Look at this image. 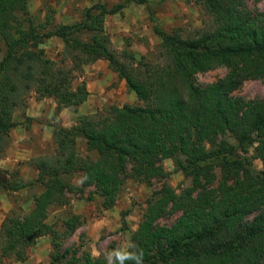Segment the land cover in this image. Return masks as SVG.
<instances>
[{"label":"trees","instance_id":"obj_1","mask_svg":"<svg viewBox=\"0 0 264 264\" xmlns=\"http://www.w3.org/2000/svg\"><path fill=\"white\" fill-rule=\"evenodd\" d=\"M195 1L212 15L213 28L184 36L164 30L151 14L165 60L151 64L136 62L133 52H117L105 26L107 15L149 0H122L111 7L95 3L80 21L44 32L31 22L20 34L14 33L11 17L18 11L29 14L28 0H0V51L4 53L0 57V158L10 130L18 124L14 113L28 92L54 96L57 103L53 124L57 149L51 156L30 160L37 176L25 180L0 168V188L41 189L33 196L31 211H14L5 217L4 254L24 260L40 237L52 235L54 251L48 264H108L89 252L79 255L78 250L62 249L57 231L48 222L50 207L66 203L67 192L82 194L95 184L110 208L129 165L132 177L152 182L168 175L163 161L171 158L193 184L180 193L162 185L149 201L134 234V247L128 250L142 251L143 264H264V168L254 170L250 158L239 153L227 156L229 142L224 137L232 134L242 150L255 145V155L264 164V98L233 95L245 80L264 78V9H250L248 0ZM53 36L64 41L59 60L48 58L39 48ZM100 58L109 61L144 104L111 105L107 112L79 116L71 127L61 125L58 114L90 94L84 83L71 88L75 71ZM218 66L228 69L223 77L205 85L197 82L199 72ZM79 139L97 158L82 155ZM217 167L222 179L217 187H209L202 173L213 181ZM77 174L83 175V187L73 183ZM176 211L182 212L171 226L156 224ZM78 224L76 214L67 220L66 234ZM113 264H119L116 257Z\"/></svg>","mask_w":264,"mask_h":264},{"label":"rangeland","instance_id":"obj_2","mask_svg":"<svg viewBox=\"0 0 264 264\" xmlns=\"http://www.w3.org/2000/svg\"><path fill=\"white\" fill-rule=\"evenodd\" d=\"M122 0H28L29 14L18 11L11 17V25L15 34L27 28L33 22L40 32L48 31L60 24L80 21L85 10L95 3H105L111 7ZM252 10H263L264 1L248 0ZM155 17L161 28L168 32L178 31L184 36H195L200 31L213 28V17L201 3L195 0H149L148 3H131L120 13L107 15L105 26L110 36L112 47L121 55L133 52L135 60L151 64L164 63V47L161 37L155 33ZM45 56L53 60L61 58L64 41L53 36L39 45ZM0 51V57L3 56ZM228 69L218 66L214 69L199 72L196 80L205 85L216 81L227 73ZM85 84L90 91L88 98L79 105L63 109L57 117L61 125L71 127L79 116L107 112L111 105L124 104L143 105L135 91L131 90L127 81L120 78L118 72L103 58L84 64L75 71L71 88L76 89ZM235 97L246 100L264 98V78H250L234 91ZM24 103V104H23ZM57 108L54 96H42L35 90L26 94L25 100L14 113L18 124L10 130L9 142L3 156L0 158V168L8 172H15L22 179L29 180L37 176V169L30 163L34 157L51 156L56 152L53 137V124L56 122ZM229 145L227 156L240 154L250 158L251 166L259 171L264 168L263 161L255 155V145L249 150L238 147L232 134L224 136ZM78 147L82 155L97 158L95 151H89L83 139L78 140ZM168 175L152 182L140 181L131 176L129 165L122 175L121 188L115 204L107 208L104 198L95 184L85 187L84 193L78 191L67 192V202L55 204L49 209L48 222L53 224L58 235L56 240L62 249L78 250L79 255L89 252L96 257L107 259V253L128 244L134 245V234L138 229L149 201L162 185H170L176 192H182L192 186V178L177 170L173 159L163 161ZM215 180L210 175L202 173L203 182L209 187H217L222 179L220 167L215 169ZM76 186L83 187V175L77 174L73 178ZM41 189L24 188L10 191L0 188V264H48L53 247V236L44 235L37 243L27 250L24 260L14 255L2 252V223L11 212L25 214L31 211L33 196ZM172 208V206H169ZM170 208V209H171ZM182 211L169 213L156 220V224L171 226ZM79 215V224L72 233L65 232L66 222L74 215ZM125 215L126 224L123 223ZM254 214L249 216L251 220ZM115 257L112 259L114 260Z\"/></svg>","mask_w":264,"mask_h":264},{"label":"clouds","instance_id":"obj_3","mask_svg":"<svg viewBox=\"0 0 264 264\" xmlns=\"http://www.w3.org/2000/svg\"><path fill=\"white\" fill-rule=\"evenodd\" d=\"M134 247L132 244H128L124 247L118 248L112 252L107 253L108 264H113V257H116L119 264H125V261H132L133 264H143V252H132L129 248Z\"/></svg>","mask_w":264,"mask_h":264}]
</instances>
